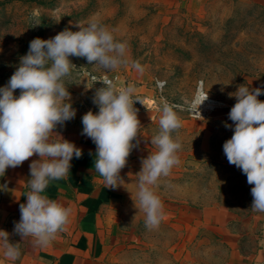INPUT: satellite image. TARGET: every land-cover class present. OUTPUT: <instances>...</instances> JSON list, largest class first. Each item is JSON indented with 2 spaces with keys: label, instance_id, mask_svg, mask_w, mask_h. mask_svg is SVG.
<instances>
[{
  "label": "rangeland",
  "instance_id": "374dc122",
  "mask_svg": "<svg viewBox=\"0 0 264 264\" xmlns=\"http://www.w3.org/2000/svg\"><path fill=\"white\" fill-rule=\"evenodd\" d=\"M90 19L127 43L128 62L107 71L85 57H70L76 66L66 84L76 116L54 129L65 139L96 146L81 123L86 112L98 111L93 97L104 85L94 83L93 75H107L117 87L135 84L145 103L134 105L140 120L135 138L147 145L146 157L156 151L151 138L160 131L162 99L182 103L202 84L215 104L201 106V117L178 112L182 127L173 135L182 143L179 163L155 187L164 212L159 228L145 227V213L133 199L142 162L115 188L112 215L138 240L121 247L116 264H232L240 258L264 264V212L250 207L253 185L223 153L234 130L225 127L233 123L228 113L236 102L229 94L264 81V0H0V86L32 39L79 30L77 22ZM157 80L165 82L162 89ZM10 168L0 176V192Z\"/></svg>",
  "mask_w": 264,
  "mask_h": 264
},
{
  "label": "clouds",
  "instance_id": "9594fccd",
  "mask_svg": "<svg viewBox=\"0 0 264 264\" xmlns=\"http://www.w3.org/2000/svg\"><path fill=\"white\" fill-rule=\"evenodd\" d=\"M76 26L79 30L65 28L54 37L32 39L14 73L0 86V176L34 154L39 157L30 164L26 202L19 206L20 219L14 227L23 241L30 238L38 247H46L54 240L71 216V209L49 198L46 189L51 181L67 177L73 157L78 159L83 154L74 142L54 131L57 125L76 116L66 84V78L76 66L70 57H85L89 64L95 62L107 71L128 62L127 43L116 39L99 19H90L86 25L78 21ZM133 67L143 71L139 62H134ZM91 79L94 83L102 81L104 86L93 97L98 111L89 110L81 118L82 134L96 145L95 171L107 188H117L124 184L121 169L140 129L138 109L134 105L137 101L145 103L136 95L132 82L117 87L107 75L100 78L93 75ZM164 83L157 80L156 86L162 89ZM262 92L264 86L252 88L241 84L229 94L236 97V102L228 113L233 123H226L225 127L234 130L223 144L229 164L246 174L247 183L253 185L250 207L259 212H264V100L258 99ZM208 95L201 84L182 103L162 99L160 131L151 138L156 151L142 159L137 192L132 196L139 211L145 213L144 224L149 230L159 228L164 216L155 187L179 163L182 143L173 135L182 127L178 112L188 111L201 117L200 107ZM19 244L9 240L7 231L0 230V251L7 260L16 261L20 257Z\"/></svg>",
  "mask_w": 264,
  "mask_h": 264
},
{
  "label": "crops",
  "instance_id": "0c3cea01",
  "mask_svg": "<svg viewBox=\"0 0 264 264\" xmlns=\"http://www.w3.org/2000/svg\"><path fill=\"white\" fill-rule=\"evenodd\" d=\"M258 86H264V81ZM258 99L264 100V92ZM133 143L135 146L121 169L123 179L138 170L148 152L141 140L134 138ZM78 147L83 154L78 159L73 157L67 177L51 181L46 189L49 198L71 209L69 223L46 247L34 246L30 238L23 241L14 231L20 219L19 206L26 202L25 194L29 190L30 164L39 157L34 154L21 165L10 168L9 178L0 192V230L9 233L11 242L20 243L21 255L16 261H9L0 251V264H116L122 254L121 247L138 242L112 215L115 188H107L94 169L96 146ZM243 263L242 258L232 260V264Z\"/></svg>",
  "mask_w": 264,
  "mask_h": 264
},
{
  "label": "bare ground",
  "instance_id": "6f19581e",
  "mask_svg": "<svg viewBox=\"0 0 264 264\" xmlns=\"http://www.w3.org/2000/svg\"><path fill=\"white\" fill-rule=\"evenodd\" d=\"M201 106H205L207 109L208 108H212L215 107V104H212V102L210 100H206ZM206 110V109H205ZM201 111V110H200ZM203 111V110H202ZM201 113V112H200ZM203 115V114H202Z\"/></svg>",
  "mask_w": 264,
  "mask_h": 264
}]
</instances>
